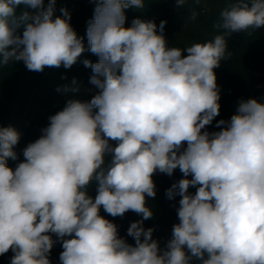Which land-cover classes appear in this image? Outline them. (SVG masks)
<instances>
[{
  "label": "clouds",
  "instance_id": "9594fccd",
  "mask_svg": "<svg viewBox=\"0 0 264 264\" xmlns=\"http://www.w3.org/2000/svg\"><path fill=\"white\" fill-rule=\"evenodd\" d=\"M93 2L87 50L98 61L83 64L95 94L69 98L49 116L14 168L8 161L18 160L20 133L0 126V256L11 250L10 264H51L60 243V264H264V103L241 99L228 120L216 122L219 130H205L220 114L214 69L225 60L226 37L264 28V0L221 9L214 27L223 32L184 49L168 47L165 20L125 26V10L143 9L144 0ZM185 3L176 0L179 8ZM21 4L30 10L17 16ZM55 6L0 0V66L23 62L42 72L77 62L83 38L68 10L55 16ZM65 91L75 97L79 88ZM176 169L183 178L166 196L181 197L179 222L161 250L154 229L144 227L153 218L146 197L156 196L154 174ZM101 208L111 217H142L127 229L134 244Z\"/></svg>",
  "mask_w": 264,
  "mask_h": 264
},
{
  "label": "trees",
  "instance_id": "16d2710c",
  "mask_svg": "<svg viewBox=\"0 0 264 264\" xmlns=\"http://www.w3.org/2000/svg\"><path fill=\"white\" fill-rule=\"evenodd\" d=\"M235 2L236 0H186L183 8H179L176 0H144L143 9L125 10V26H131L135 18L152 20L157 26L165 20L164 36L168 47L184 49L194 43L207 42L214 35L222 33L223 30L218 31L214 24L219 21L221 9ZM55 7V16L62 15L61 8L68 10L71 17L69 23L78 37L83 38L86 50L67 69L61 65L58 68L46 66L42 72L29 71L23 62H10L0 66V126H12L20 133L19 143L15 146L18 160H9V167L14 168L23 160L22 150L28 143L39 138L41 130L49 123L48 117L62 110L69 98L89 100L96 92L89 82L92 70L83 64L85 59L93 63L98 61V57L87 50L86 36L95 3L93 0H56ZM29 10L23 4L15 9L17 16ZM226 39L228 47L225 60L220 62V67L214 69L220 89V114L211 125L206 126L205 130L209 132L219 130L215 126L216 122L220 119L228 120L235 113L241 99L255 98L264 103V28L233 33ZM73 80L76 81L75 85L72 84ZM67 87H78L79 92L73 97V94L65 91ZM181 178L183 175L179 169L174 170L172 176L157 172L153 176L156 196L146 197V204L153 211V218L145 220L144 227L154 229L153 239L159 242L161 250L165 249L171 238L173 225L179 222L176 209L181 197L169 200L166 190ZM96 187L95 182L91 183L88 194L95 197ZM195 191V188L189 189L190 193L194 194ZM100 214L117 225L119 235L128 243H135L127 235V229L132 222L140 220L141 216L129 211L123 217H111L103 208ZM62 250L60 243L54 245L49 257L51 264H60L59 255ZM12 255L9 250L0 256V264H10ZM193 264H199V261L194 259Z\"/></svg>",
  "mask_w": 264,
  "mask_h": 264
}]
</instances>
